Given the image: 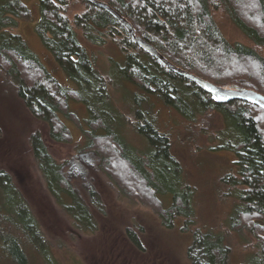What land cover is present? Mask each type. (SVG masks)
I'll list each match as a JSON object with an SVG mask.
<instances>
[{
  "label": "trees",
  "instance_id": "trees-1",
  "mask_svg": "<svg viewBox=\"0 0 264 264\" xmlns=\"http://www.w3.org/2000/svg\"><path fill=\"white\" fill-rule=\"evenodd\" d=\"M73 1L81 2L85 9L71 20L68 11ZM102 1L116 9L132 24L137 36L152 44L176 66L219 86L245 88L264 95V54L257 49L264 50V0ZM40 9L42 18L36 30L43 44L90 98L84 99L90 112L87 123L91 128L87 131L90 140L86 148L95 150L98 147L104 168L126 191L154 201L167 223L174 216L191 215L190 199L181 192L180 181L172 180L176 175L172 143L169 134L159 129L151 109V97H159L166 105L177 108L187 120L194 119V112L200 108V111L221 113L227 125L235 122V130L228 129L231 140L220 146L237 157L236 174L229 181L236 199L230 218L231 228L235 231L247 228L257 238L256 253L246 264H264V107L246 100L217 101L199 85L173 72L143 50L117 17L89 0H40ZM218 10H223L239 25L253 47L230 42L224 36L215 14ZM14 17H31L26 3L0 0V32L7 26H17ZM80 31L83 39L91 44L103 46L111 41L123 52L124 64L118 63V74L130 80L137 89L132 95L137 108L133 128L145 135L151 144L143 156L130 150L118 133L120 122L111 111L107 79L101 75L82 42ZM0 34V66L15 82L19 97L32 114L50 125V136L55 141H68L71 137L60 113L81 125L68 107L70 95L74 94L79 102H83L81 95L58 83L38 58L28 52L27 44L18 36L17 43L13 44L8 34ZM31 137V146L48 188L54 194L64 192L59 202L72 201L65 206L66 212L75 217L73 222L93 230V216L81 202L74 186L62 177L43 137L39 133ZM3 176L0 174V201L6 194L8 202H0V217L10 219L11 225L29 233L36 221L21 207L20 196L10 178ZM167 192H173V204L168 208L161 198ZM14 211L17 218L10 216ZM197 233L187 253L191 264H232L230 252L221 239L215 240L214 234L208 232ZM2 243L1 248L11 256L14 264H27L29 256L23 242L3 235Z\"/></svg>",
  "mask_w": 264,
  "mask_h": 264
},
{
  "label": "rangeland",
  "instance_id": "rangeland-1",
  "mask_svg": "<svg viewBox=\"0 0 264 264\" xmlns=\"http://www.w3.org/2000/svg\"><path fill=\"white\" fill-rule=\"evenodd\" d=\"M23 1L31 17H14L17 26H7L0 33L8 34L13 44L17 43L18 36L27 44L28 52L38 58L58 83L81 95L83 102L74 94L70 95L68 107L82 124L60 113L71 138L61 143L55 141L50 136V125L32 114L19 97L15 82L0 66V174L10 178L20 196L16 195L21 207L36 221L32 228L35 233L31 229L28 233L22 227L20 230L11 225L10 219L0 217V264H14L11 256L1 248L3 235L24 243L29 256L27 264H191L187 253L197 232H208L214 234L215 240L221 239L230 252L232 264H246L256 253L257 238L247 228L239 231L231 228L236 199L230 182L236 174L237 157L220 148L225 141L231 140L228 131L235 130V122L227 125L221 113L200 111V108L194 112V119L187 120L177 108L166 105L159 97H151V109L159 129L169 134L172 143L173 165L176 166L172 180L180 181L181 192L190 199L191 215L180 214L167 223L154 201L126 191L104 168L98 147L95 150L86 148L90 140L87 131L91 130L87 123L90 112L84 100L90 99L88 93L68 76L43 44L36 30L42 18L40 0ZM84 9L81 2L73 1L69 18L74 20ZM215 14L230 42L253 47L239 25L223 10ZM79 34L99 72L107 79L111 111L120 122L117 132L130 150L143 156L151 144L145 135L133 128L137 108L132 95L137 89L130 80L118 74L119 64H124L123 52L111 41L103 46L91 44L83 39L82 31ZM257 49L264 54L263 49ZM36 133L43 137L62 177L74 186L81 202L88 207L93 216V230L73 222L75 217L66 212L72 201L59 202L64 192L54 194L48 188L31 146V136ZM5 197L0 202H8L6 194ZM161 198L166 208L173 204V192ZM10 216L17 218L15 211Z\"/></svg>",
  "mask_w": 264,
  "mask_h": 264
},
{
  "label": "water",
  "instance_id": "water-1",
  "mask_svg": "<svg viewBox=\"0 0 264 264\" xmlns=\"http://www.w3.org/2000/svg\"><path fill=\"white\" fill-rule=\"evenodd\" d=\"M96 6L101 8H105L108 10L113 16L117 17V19L122 23V25L128 29L130 37L132 40L136 42L143 50L147 51L149 54L151 53L154 57H156L160 62H163L169 69L173 72L178 73L183 78H187L193 81L195 84L199 85L207 94H211L217 101L219 102H230L233 100H242L248 101L251 103L259 104L264 107V95L259 92H255L250 89H240V88H227L223 86H219L217 84L212 83L211 81H206L200 76H196L192 72L188 70H183L182 68L176 66L172 62L168 61L163 54L159 52L152 44H149L145 39L141 36H137L135 28H133L132 24L114 8L109 6L104 1L99 0H89Z\"/></svg>",
  "mask_w": 264,
  "mask_h": 264
}]
</instances>
